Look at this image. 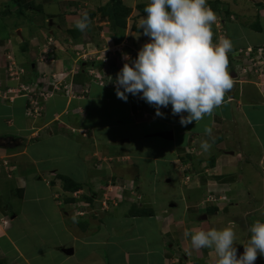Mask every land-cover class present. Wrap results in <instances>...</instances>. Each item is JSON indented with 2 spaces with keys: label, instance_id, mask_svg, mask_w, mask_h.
I'll use <instances>...</instances> for the list:
<instances>
[{
  "label": "crops",
  "instance_id": "1",
  "mask_svg": "<svg viewBox=\"0 0 264 264\" xmlns=\"http://www.w3.org/2000/svg\"><path fill=\"white\" fill-rule=\"evenodd\" d=\"M148 3L0 0V264H216L214 251L193 249L186 231L230 227L239 256L250 227L264 222V80L255 81L238 55L264 48V0H207L217 17L213 44H233L227 70L236 87L186 127L170 106L161 118L139 96L124 102L115 94L125 55L135 59L149 41L139 30ZM84 11L91 23L82 33L75 21ZM246 15L256 18L249 26ZM12 65L23 71L18 83L6 75ZM52 76L59 90L47 85L50 94L32 104L15 93L19 83ZM38 136L40 153L31 154ZM203 141L211 144L207 152ZM59 147L85 163H61ZM82 169V187L64 190L63 173L78 180ZM86 191L90 202L73 198Z\"/></svg>",
  "mask_w": 264,
  "mask_h": 264
},
{
  "label": "clouds",
  "instance_id": "2",
  "mask_svg": "<svg viewBox=\"0 0 264 264\" xmlns=\"http://www.w3.org/2000/svg\"><path fill=\"white\" fill-rule=\"evenodd\" d=\"M216 19L207 0H149L139 21V30L142 29V35L149 41L138 50L135 59L125 55L126 62L114 81L117 98L127 102L129 94L139 96L154 107L155 115L161 118L164 113L160 109L170 106L171 115L179 117L182 127L210 116L233 87V78L227 70L228 53L233 44L228 38L213 44L212 25ZM90 23L89 14L84 11L76 19L75 28L83 33ZM255 49L259 61L263 62L264 48ZM261 49L262 54H259ZM244 64L250 67L248 62ZM14 68L12 65L6 75L18 83L22 73L18 74ZM88 74L91 76L90 72ZM55 78L52 76L50 83L44 80L19 83L15 93L28 97L32 104L34 97L50 94L47 85L54 91L59 90ZM32 107L33 111L37 110V104ZM205 133L211 136V128H206ZM3 142L0 141V145ZM210 148L208 141L201 142L203 151ZM249 231L247 246L239 256L235 247L236 233L230 227L186 231L184 235L190 237L193 249L213 250L216 264H254L258 256L264 257V222H254Z\"/></svg>",
  "mask_w": 264,
  "mask_h": 264
},
{
  "label": "rangeland",
  "instance_id": "3",
  "mask_svg": "<svg viewBox=\"0 0 264 264\" xmlns=\"http://www.w3.org/2000/svg\"><path fill=\"white\" fill-rule=\"evenodd\" d=\"M234 2H237V3H245V0H233ZM256 1H258V0H256ZM260 1V0H259ZM228 3H226V6H228L227 5ZM240 7H243V6H238V8H240ZM249 8V7H248ZM257 9V3L256 4H254L253 5V7H251V8H249L248 10H249V12H250V10H251V13H253L252 15L251 14H249V15H251V17L253 16V15H256V13H257V11L256 12H253V10H256ZM241 10H242V8H241ZM236 12H237V10H235ZM260 15H262V14H259L258 13V18L260 19ZM254 17V16H253ZM236 19V18H235ZM256 18H250V17H248L247 15H246V18H245V20L246 21H248L247 23L245 22V25H247V26H249V24L251 23V22H254L253 20H255ZM249 23V24H248ZM216 38L218 37L217 36V34H216V36H215ZM260 38V40L261 41H264V35L263 36H261V37H259ZM214 40V39H213ZM251 50V48L250 49H248L247 51H244V52H241V54H238L239 55V58L241 57V59H246L247 58V62L250 64V67H249V73L250 74H254L255 75V81L256 80H259V79H261V80H264V62H260L259 61V57H257L256 55V53H257V50L255 49V50H252V51H254L253 52V54L249 57L248 56V52ZM25 55V54H24ZM19 59L21 60L20 62H28L29 61V58L25 55L24 57H22V56H19ZM246 62V63H247ZM262 63V64H261ZM17 73L18 74H20V73H23V71L22 70H18L17 69ZM244 78V77H243ZM233 87H236L235 85H233ZM232 87V88H233ZM28 91H31V90H28ZM27 91V92H28ZM264 91V90H263ZM36 103V102H35ZM34 114H36L37 113V110L36 109H34ZM38 115H40V113L38 114ZM37 115V116H38ZM39 118H40V116H39ZM41 122H43V123H41ZM39 124L41 125V124H44V119H42V121H41ZM40 133V132H39ZM83 137H87V136H90L91 135V133L90 132H82V134H81ZM4 139H6V138H3V137H0V141H4ZM38 140H40V136H38V137H36V140L34 141V143H31L30 144V146H29V150H33V149H35L34 151H32V153L31 154H35V155H38L39 153H40V149H38V147H36L37 145H38ZM51 153H54V152H51ZM55 153L56 154H58V155H60V157H63V159H62V162L61 163H68V160L69 161H71V162H76V163H85V161H84V159H83V157L81 156V155H79L78 153H76L75 151H70V150H66V149H64L63 147H59V148H57L56 149V151H55ZM31 154H30V156H31ZM47 156L48 157H52L51 155H49V154H47ZM46 158L44 161H46L47 159H49V158ZM35 160V159H34ZM97 161V160H96ZM30 161H29V158H27L26 160H25V162H22V161H19L18 163H19V165H20V167H25V166H27V165H29L30 163H29ZM35 162L37 163L38 161L37 160H35ZM98 163H100L101 161H97ZM13 163H16V160H14L13 161ZM114 163V165H115V167L117 168V166H125V164H118V163H115V162H113ZM147 163H149V162H147ZM9 164H11L10 162H9ZM95 165H97V164H95ZM94 166V165H93ZM95 167V166H94ZM126 167V166H125ZM147 167H148V165L146 164L145 165V169H147ZM64 174V176L65 177H69V175L68 174H66V173H63ZM134 170L132 169L131 171H129V173H128V176L129 177H131V176H134ZM78 180L77 179H73L72 181H74V182H76V183H78L79 185L82 183V181L85 179V169H82L81 170V172L79 171V174H78ZM81 182V183H80ZM95 188V187H94ZM91 195L92 194H90L89 193V191H86V193H81V195H78V196H76V197H73L74 199L75 198H78V197H80V199L81 198H84V197H88V198H92L91 197ZM102 194H100V196H101ZM101 198H103V196H101ZM108 199V200H107ZM110 199H111V197L109 196V195H107V194H105L104 195V199L102 200L104 203H107L108 204V202L110 201ZM75 206V205H74ZM78 207V206H77ZM87 207V206H86ZM79 209H81L80 211L82 212L84 209H86L85 207H78ZM88 208V207H87ZM90 209V208H89ZM89 209H88V211L87 212H89ZM73 211L74 212H79V211H77L76 209H74L73 208ZM6 225V224H5ZM90 232H92V233H95V230H92V228L89 230ZM96 236L99 238V234H98V231L96 232ZM102 240H103V238H102ZM26 244H29V243H26ZM24 248H25V246H24ZM27 248H29V250H37V249H35L33 246L32 247H27ZM27 248H25V250H28ZM32 252V251H31ZM106 252V251H105Z\"/></svg>",
  "mask_w": 264,
  "mask_h": 264
},
{
  "label": "trees",
  "instance_id": "4",
  "mask_svg": "<svg viewBox=\"0 0 264 264\" xmlns=\"http://www.w3.org/2000/svg\"><path fill=\"white\" fill-rule=\"evenodd\" d=\"M114 1H120V0H114ZM60 180L62 182V186L64 188V190L67 191H76L78 189H80L82 187V185H79L76 182H73L72 180H70L69 178L65 177V176H61ZM85 200H87L88 202H90L92 199L88 198V197H84Z\"/></svg>",
  "mask_w": 264,
  "mask_h": 264
},
{
  "label": "built area",
  "instance_id": "5",
  "mask_svg": "<svg viewBox=\"0 0 264 264\" xmlns=\"http://www.w3.org/2000/svg\"><path fill=\"white\" fill-rule=\"evenodd\" d=\"M261 52H262V49L260 50L259 54H262Z\"/></svg>",
  "mask_w": 264,
  "mask_h": 264
}]
</instances>
